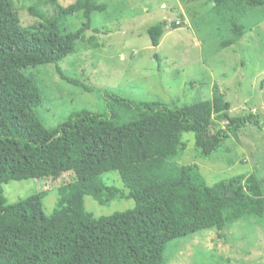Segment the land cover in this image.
Instances as JSON below:
<instances>
[{"label": "trees", "instance_id": "trees-1", "mask_svg": "<svg viewBox=\"0 0 264 264\" xmlns=\"http://www.w3.org/2000/svg\"><path fill=\"white\" fill-rule=\"evenodd\" d=\"M48 2L54 13L43 10L41 0L34 4L26 0L22 8L43 21L24 27L18 13L22 9L14 0H0V264H167L165 250L171 240L215 228L223 244L229 245L221 232L229 223L264 215V179L255 173L210 184L198 164L177 162L186 148L185 133L193 132L196 146L210 155L247 125L263 126L255 113L233 116L232 103L218 84L212 99L175 107L113 95L114 104L132 109L134 118L120 123L114 114L81 110L48 127L39 113L40 87L23 69L66 58L83 31L100 32L92 28V16L107 9L99 0H74L67 6ZM207 2L245 4V9L264 6V0ZM178 12L180 18L187 13ZM77 13L86 21L72 32L61 19ZM168 20L147 28L154 47L170 28L183 23ZM231 23L232 37L221 43L222 48L252 30L236 18ZM67 83L78 92L91 91L81 81ZM113 171L124 188L101 179ZM40 178L57 192L50 214L44 208L48 190L18 201L10 199H16V189L4 192V184ZM86 195L103 205L116 199H133L135 205L96 216L85 205ZM257 257L264 264V254ZM243 261L239 257L236 264ZM196 262L203 264L198 258Z\"/></svg>", "mask_w": 264, "mask_h": 264}, {"label": "rangeland", "instance_id": "rangeland-1", "mask_svg": "<svg viewBox=\"0 0 264 264\" xmlns=\"http://www.w3.org/2000/svg\"><path fill=\"white\" fill-rule=\"evenodd\" d=\"M30 1L34 4L39 0ZM41 1L43 10L49 14L55 12L53 4L48 2L51 0ZM57 1L67 6L74 0ZM14 2L22 9L18 13L24 27L43 21L28 15L22 8L26 0ZM99 2L107 4L106 10L92 16V28H100V32L83 31L75 51L58 63L23 69L40 87L43 104L39 113L47 126L54 128L81 110L114 114L118 122L124 123L134 118V113L127 106L115 105L113 95L136 102L161 101L175 107L212 99L214 84H218L226 100L232 103L230 113L233 116L252 112L258 115L263 126L247 125L237 134H231L210 155H204L196 146L193 132L185 133L186 148L177 162L180 165L198 164L210 184L243 173H255L264 179V6H247L245 9V4L232 2L214 6L207 0ZM179 10L187 12L186 16L180 18ZM167 18H170L167 23L176 19L183 23L170 28L160 45L154 47L147 28ZM232 18L252 30L236 44L222 48L221 43L232 37ZM65 21L68 30L75 32L86 20L82 13H77L61 19V22ZM67 81H81L90 86L91 91L87 94L78 92ZM226 124L227 121L222 122V126ZM46 178L12 181L4 184V192L7 195L9 188L16 189V199H10L18 201L48 190L44 208L50 214L56 206L57 192L48 189L44 183ZM101 179L109 185L124 188L116 171L104 173ZM85 205L100 216L132 208L135 202L133 199H116L103 205L86 195ZM224 231L221 232L229 245L223 244L215 228L171 240L165 250V253L168 251L167 264H197V258L203 264H236L239 257H244L246 262L237 264H260L261 257L257 254H264V215H247L229 223Z\"/></svg>", "mask_w": 264, "mask_h": 264}, {"label": "crops", "instance_id": "crops-1", "mask_svg": "<svg viewBox=\"0 0 264 264\" xmlns=\"http://www.w3.org/2000/svg\"><path fill=\"white\" fill-rule=\"evenodd\" d=\"M163 6H165V4H163Z\"/></svg>", "mask_w": 264, "mask_h": 264}]
</instances>
